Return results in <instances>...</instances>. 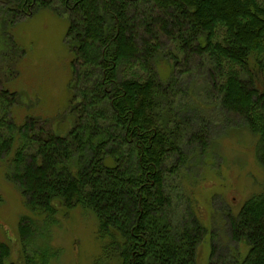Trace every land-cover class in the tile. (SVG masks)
<instances>
[{
    "label": "trees",
    "instance_id": "obj_1",
    "mask_svg": "<svg viewBox=\"0 0 264 264\" xmlns=\"http://www.w3.org/2000/svg\"><path fill=\"white\" fill-rule=\"evenodd\" d=\"M156 1H4L11 21L30 17L35 7L56 3L74 12L68 38L76 56L75 97L81 103L72 106L77 125L68 137L47 135L45 125L35 121L17 125L14 98L0 94V163H6L8 180L31 211L45 219H24L20 239L26 249V243L42 238L54 223L59 204L93 212L98 236L107 242L103 251L108 264H195L207 229L194 217L174 223L172 216L168 180L187 161L182 142L172 136L171 123L158 118L165 110L161 98L174 92L161 88L153 66L164 51L162 44L175 47L176 57L168 56L178 68L182 56L186 62L194 57L209 60L221 107L257 139V159L264 170V4L162 0L163 7L152 6ZM150 9H162L160 21L151 17ZM253 64L263 70L260 90ZM137 67H142L145 79L121 77L124 70L129 74ZM198 143L200 151L207 146ZM230 220L232 240L250 249L241 264H264V187ZM10 255V247L0 241V264H9ZM43 258L45 264L51 259Z\"/></svg>",
    "mask_w": 264,
    "mask_h": 264
},
{
    "label": "rangeland",
    "instance_id": "obj_2",
    "mask_svg": "<svg viewBox=\"0 0 264 264\" xmlns=\"http://www.w3.org/2000/svg\"><path fill=\"white\" fill-rule=\"evenodd\" d=\"M4 1L0 0V94L5 92L14 98L12 116L17 125L35 121L45 125L47 135L67 138L77 125L72 106L81 103L80 97H75L76 56L68 38L74 12L56 3L52 7H35L30 17L11 21ZM261 2L264 4V0ZM155 4L163 7L162 0L152 6ZM161 10L153 9L151 17L160 21ZM136 33L140 34V29ZM137 40L141 45L140 37ZM164 46L153 66L161 88H173L174 92H168L170 98H161L160 105L165 110L159 111L158 118L171 123L172 136L182 142L187 161L186 167L170 177L167 184L174 203V223L191 216L207 229L197 247L195 264H241L250 249L245 242L232 240L229 219L235 218L244 202L260 194L264 187L257 139L239 118L222 109L219 85H213L209 76L214 73L209 60L194 57L186 62L182 56L178 68L168 56L176 57L175 47ZM253 65L251 72L258 81L263 70ZM187 69V73H181ZM145 76L142 67L121 74L124 79ZM167 101H171L169 108ZM199 140L207 143L203 151ZM8 174L6 163H0V241L11 249L7 263L37 264L45 255L51 257L46 264L109 263L103 251L107 242L98 236L96 216L80 207L68 209L56 204L54 223L47 226L42 238L32 245L26 243V249L20 239L24 219H45L31 211L17 186L8 180ZM31 258L35 259L30 261ZM40 264L45 263L40 260Z\"/></svg>",
    "mask_w": 264,
    "mask_h": 264
}]
</instances>
